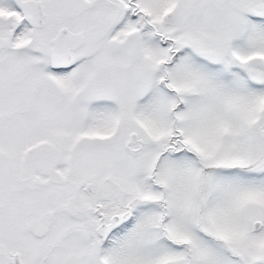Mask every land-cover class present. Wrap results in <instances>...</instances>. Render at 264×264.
<instances>
[{"label":"snow or ice","instance_id":"6c2138e0","mask_svg":"<svg viewBox=\"0 0 264 264\" xmlns=\"http://www.w3.org/2000/svg\"><path fill=\"white\" fill-rule=\"evenodd\" d=\"M0 264H264V0H0Z\"/></svg>","mask_w":264,"mask_h":264}]
</instances>
